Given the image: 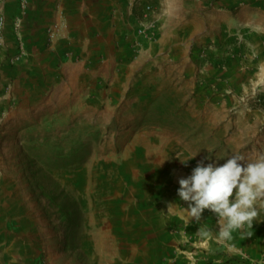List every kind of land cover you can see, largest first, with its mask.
Returning <instances> with one entry per match:
<instances>
[{"label": "rangeland", "instance_id": "1", "mask_svg": "<svg viewBox=\"0 0 264 264\" xmlns=\"http://www.w3.org/2000/svg\"><path fill=\"white\" fill-rule=\"evenodd\" d=\"M143 2L158 12L159 2ZM2 80L0 264H133L96 254L104 242L140 240L171 250L174 263L264 264V201L250 235L238 230L226 245L214 214L195 221L177 195L205 157L264 153V0H184L182 93L152 94L142 77L112 94L109 79L103 94L90 84L65 97L48 91L41 109L26 110ZM155 145L172 165L160 185ZM176 152L197 155L185 166Z\"/></svg>", "mask_w": 264, "mask_h": 264}, {"label": "crops", "instance_id": "2", "mask_svg": "<svg viewBox=\"0 0 264 264\" xmlns=\"http://www.w3.org/2000/svg\"><path fill=\"white\" fill-rule=\"evenodd\" d=\"M156 1L160 6L151 20L158 32L153 39L140 33L141 7L135 0H27L17 35L12 26L20 0L0 1V14L10 25L0 43L2 81L10 82L14 97L26 110L41 109L48 91L65 97L90 84L103 94L109 79L114 80L112 94H126L129 82L142 77L154 81L148 90L152 94L184 92V0ZM141 91L137 86L132 93ZM164 148L153 149L159 158L155 170L161 175L156 185L166 183L171 173L172 165L162 155L169 150ZM102 246L96 255H132L133 264H193L167 261L171 250L141 240L128 248L123 242L110 250L105 242ZM87 250L93 253L95 246H85ZM103 260V264H118L107 257ZM99 261L92 259L102 264Z\"/></svg>", "mask_w": 264, "mask_h": 264}, {"label": "clouds", "instance_id": "3", "mask_svg": "<svg viewBox=\"0 0 264 264\" xmlns=\"http://www.w3.org/2000/svg\"><path fill=\"white\" fill-rule=\"evenodd\" d=\"M196 155L175 153L185 166ZM224 157L228 158L218 163ZM178 184L177 195L187 203L190 217L199 222L204 211H210L217 220V241L230 245L234 232L250 235L248 230L253 228L254 220L260 219V202L264 201V153L254 160L234 153L216 156L215 160L210 155L198 161L189 175L179 178Z\"/></svg>", "mask_w": 264, "mask_h": 264}, {"label": "built area", "instance_id": "4", "mask_svg": "<svg viewBox=\"0 0 264 264\" xmlns=\"http://www.w3.org/2000/svg\"><path fill=\"white\" fill-rule=\"evenodd\" d=\"M3 1V0H0ZM144 0H135L136 4L141 7L142 22H139L140 33L148 38H153L157 34V25L152 22L151 15L154 13V9L151 5L145 4ZM27 0H20V12L14 19V33L17 35L21 27V16L25 13L27 8ZM7 29V23L3 14H0V43L4 39ZM14 60L12 61V63Z\"/></svg>", "mask_w": 264, "mask_h": 264}]
</instances>
